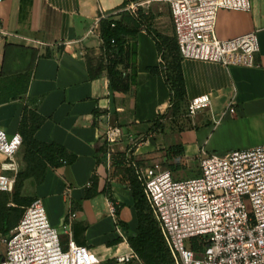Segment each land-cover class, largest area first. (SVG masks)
<instances>
[{
    "label": "crops",
    "instance_id": "obj_1",
    "mask_svg": "<svg viewBox=\"0 0 264 264\" xmlns=\"http://www.w3.org/2000/svg\"><path fill=\"white\" fill-rule=\"evenodd\" d=\"M123 2L0 0V74L9 76L31 70L27 92L0 104V128L9 135L20 133L23 113L29 106L46 118L35 138L59 143L77 154L71 165L48 168L41 182L35 183L36 193L32 195L43 199L51 223L61 232L63 244L68 242L63 224L75 212L71 221L74 239L98 253L105 262L128 252V235L137 231L131 189L113 183L116 179L99 162L97 148L109 120L105 111L109 110L111 115L133 106L136 120H130L137 126L146 113L164 112L172 96L165 77L149 71V67L161 66V55L157 41L144 29L137 36V82L133 92L114 95L105 74L91 78L89 59L94 70L103 54L101 20L103 16L120 17ZM251 31H257L260 42L258 67L182 60L187 100L211 94L215 111V122L196 127L194 143L183 146L182 158L188 166L192 145L196 146L198 157L203 147L228 152L264 144V0H251L250 11H219V38ZM3 77L0 98L11 91L3 88ZM119 99L123 103L119 104ZM230 105L234 106L233 113L229 111ZM128 115L132 118L131 113ZM3 159L0 156V161ZM93 176L98 179V190L104 186L107 190L87 198ZM111 202L118 214H111Z\"/></svg>",
    "mask_w": 264,
    "mask_h": 264
},
{
    "label": "built area",
    "instance_id": "obj_2",
    "mask_svg": "<svg viewBox=\"0 0 264 264\" xmlns=\"http://www.w3.org/2000/svg\"><path fill=\"white\" fill-rule=\"evenodd\" d=\"M164 1L171 7L183 60L224 66L260 65L257 31L227 39L216 34L219 11H250L251 0ZM229 111H235L233 105ZM188 112L192 116L214 115L211 94L190 99ZM122 136L118 126L106 129L108 145L120 141ZM23 141L21 133L9 135L0 128V156L4 157L0 161V192L14 189ZM198 160L200 175L185 180L174 179L171 171L160 164L137 171L175 264H264V144L224 155L203 147ZM110 212L116 214L112 202ZM75 216V212L71 213L63 224L68 235L67 244H63L61 232L37 198L4 239L6 253L0 264H104L98 253L74 239L71 221ZM192 239L201 246L198 252L192 248ZM128 247L129 251L115 255L114 261L143 264L134 249L129 244Z\"/></svg>",
    "mask_w": 264,
    "mask_h": 264
},
{
    "label": "trees",
    "instance_id": "obj_3",
    "mask_svg": "<svg viewBox=\"0 0 264 264\" xmlns=\"http://www.w3.org/2000/svg\"><path fill=\"white\" fill-rule=\"evenodd\" d=\"M126 1L124 0L122 6ZM100 25L101 38L103 40V54L96 61L94 70L90 68L91 63L89 59L90 76L91 78H98L105 74L114 95L133 92V88L137 82L135 63L138 55L137 36L141 30L140 22L129 14H123L121 12L118 18L109 17L102 19ZM154 39L157 41L162 62L160 67H149V71L154 74H162L165 77L166 83L171 90V100L175 96L179 100H187L181 69L182 57L178 58L173 63L174 67L171 68L168 66L165 58L166 45L163 41ZM175 48L181 56L177 39ZM172 49L173 46H171ZM0 75H2L0 77L4 76L3 80L5 81V85L3 88L11 89L9 93H6V95L0 98V104L17 99L27 92L31 70L16 75ZM172 106H174L173 102ZM45 119L36 110L30 109L29 106L25 107L20 127V133L24 139L21 150L24 149L23 161L25 162V167L18 173V184L16 185L15 183L14 186V189H16L15 194H13V204L11 206L7 207V197L14 189L12 192H0V233L11 232L22 219L28 206L37 199V197H22L18 195L23 180L32 177L35 178L37 183H40L47 168H59L64 165H71L77 160V154L70 152L63 145L56 142H42L35 138L36 130ZM107 145L102 135L101 144L97 149L101 152L106 149ZM181 150L184 151L182 145ZM99 160L102 163L101 159ZM132 164L134 166L136 165V163ZM129 172V186L132 192L133 206L137 218V231L129 233L128 242L146 264H175L162 234L159 222L144 194L142 183L136 173ZM106 188L104 186L99 191L98 179L96 176H93L91 179V188L87 191L86 197L89 198L97 194L105 193ZM116 214H118L117 207ZM118 223L127 226L123 221H119ZM76 242L81 244L78 241ZM192 243L194 250L197 252L201 250V246L195 239H192Z\"/></svg>",
    "mask_w": 264,
    "mask_h": 264
},
{
    "label": "rangeland",
    "instance_id": "obj_4",
    "mask_svg": "<svg viewBox=\"0 0 264 264\" xmlns=\"http://www.w3.org/2000/svg\"><path fill=\"white\" fill-rule=\"evenodd\" d=\"M121 9L123 14H129L137 19L140 22L141 29L148 31L152 37L164 42L166 45L165 58L167 64L171 68L174 67L173 63L182 56H180L175 48L176 39L170 4L164 0H127ZM171 46H173V51L171 50ZM150 48H153L152 44H150ZM123 101V99H119V104L123 103ZM132 102L134 103V100ZM172 102L174 106H172ZM127 109L126 111L120 110V112L114 111L111 115H108L109 110L105 111V114L109 118L107 120V128L118 126L123 131L120 141L107 145L106 149L100 152L101 161L107 169L108 174L113 179H116L113 183H119L126 189L130 188L129 171L138 175L137 171L144 170L146 167L155 164H160L163 169L170 170L174 179L185 180L196 178L200 175L199 160L195 156L196 146L192 145L189 148L188 154L190 155V160L188 166L187 162L182 158L184 151L181 150V145L194 143L196 127L214 121L212 113L192 116L188 112V100H179L175 96L164 112H159L158 114L146 113V118L148 116L151 117L141 119V122L135 126V123L131 122V120L133 122L136 120L135 107L132 106ZM129 113L132 114V118L129 117ZM103 139H106L105 130L103 132ZM206 149L219 155L225 154V152L220 150ZM23 156L24 149L20 151L18 156L21 163L19 171L25 167ZM132 163H136V167ZM35 183L37 182L32 177L23 180L18 195L34 198L35 196L32 193H36V187L33 189L34 185H36ZM17 184L18 181L16 180ZM15 189L7 197V207L13 204ZM39 193L42 194V191H39ZM41 200L47 212L45 203L43 199ZM247 208L251 210L249 204H247ZM134 213L135 211H133ZM47 215L49 217L48 212ZM9 235L10 232L0 233V259L6 253L4 239ZM141 261L143 264H146L142 258ZM105 264L124 263H115L114 260H107Z\"/></svg>",
    "mask_w": 264,
    "mask_h": 264
}]
</instances>
